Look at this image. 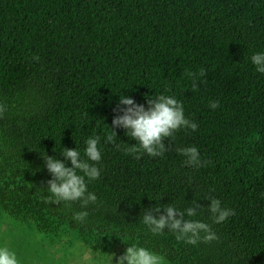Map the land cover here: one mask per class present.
Here are the masks:
<instances>
[{
	"label": "trees",
	"instance_id": "1",
	"mask_svg": "<svg viewBox=\"0 0 264 264\" xmlns=\"http://www.w3.org/2000/svg\"><path fill=\"white\" fill-rule=\"evenodd\" d=\"M256 53H264V0H0V221L97 255L136 245L167 264H264ZM186 72L197 74L196 91ZM160 95L181 102L198 129L182 128L165 138L164 155L137 160L125 149L138 143L112 121L127 107L121 96L147 110ZM213 101L220 107L210 109ZM97 136L100 177L85 178L96 202H47L45 156L71 167L62 152L86 160V141ZM187 147L208 163L186 165L178 149ZM211 198L235 215L214 223ZM157 206V218L168 206H198L184 219L208 224L218 239L191 245L167 228L153 234L143 216ZM82 211L86 220H74Z\"/></svg>",
	"mask_w": 264,
	"mask_h": 264
},
{
	"label": "clouds",
	"instance_id": "2",
	"mask_svg": "<svg viewBox=\"0 0 264 264\" xmlns=\"http://www.w3.org/2000/svg\"><path fill=\"white\" fill-rule=\"evenodd\" d=\"M38 61V56H33ZM251 62L256 66V71L264 73V53H256L251 57ZM206 71L200 69L199 77L206 76ZM192 80V90L198 89L196 83L197 74L186 72ZM120 103L127 107L120 109L123 115L116 116L112 125L114 128L122 127L126 133L138 143L125 149L127 153L133 154L134 158L139 160L141 154L146 153L151 157L162 156L168 150L164 141L165 138H174V134L183 129L196 131L198 125L195 122L185 118L183 104L171 96L160 95L155 99L148 100L147 110L143 105H138L132 98L121 96ZM210 109L215 110L220 107L219 101H213L209 104ZM5 106L0 105V118L3 117ZM116 133L107 135L106 140L109 143H115ZM100 137H90L86 141L84 156L87 159H81L78 150L65 149L62 153L65 160L71 161V167H66L60 160L45 156L46 167L52 175V179L47 183V188L51 194L47 202L59 204L61 202L80 201L82 207L90 203H95L97 197L94 193L87 191L86 179L94 181L100 177V169L95 166L101 160V152L98 148ZM119 147V145H117ZM187 157L186 165L194 168L205 166L208 161L201 163L199 152L196 147H187L178 149ZM89 161L94 163H89ZM82 172L83 175L78 174ZM196 205V203H195ZM198 206L189 207L184 211H178L174 206L164 208L166 215H157L161 210L160 206L152 210H146L143 216V223L153 234H161L166 228L176 234L177 241H184L187 244L196 245L198 242L210 243L217 240V235L211 230L210 226L204 222L185 220V214L193 217L197 214ZM209 211L214 217V223H222L230 216L235 215L234 210L221 207L218 199L211 198L208 205ZM89 213L87 211L75 213L73 219L85 221ZM201 233H204L201 236ZM162 264V257L151 252L144 247L136 245L129 246L124 255L120 256L117 264ZM0 264H18L16 255L6 247H0Z\"/></svg>",
	"mask_w": 264,
	"mask_h": 264
},
{
	"label": "rangeland",
	"instance_id": "3",
	"mask_svg": "<svg viewBox=\"0 0 264 264\" xmlns=\"http://www.w3.org/2000/svg\"><path fill=\"white\" fill-rule=\"evenodd\" d=\"M0 247L14 252L18 264H117L126 250H116L107 255L90 253L79 242L50 245L41 236L4 220L0 221ZM125 264L127 262L125 261ZM162 264H167L162 260Z\"/></svg>",
	"mask_w": 264,
	"mask_h": 264
}]
</instances>
